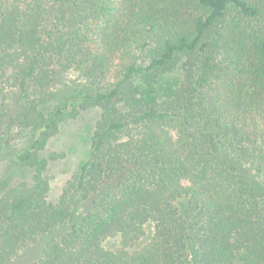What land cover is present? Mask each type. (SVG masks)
<instances>
[{"label": "trees", "instance_id": "obj_1", "mask_svg": "<svg viewBox=\"0 0 264 264\" xmlns=\"http://www.w3.org/2000/svg\"><path fill=\"white\" fill-rule=\"evenodd\" d=\"M91 108L52 201L43 152ZM2 158L30 178L0 183V264H264V0H0Z\"/></svg>", "mask_w": 264, "mask_h": 264}, {"label": "rangeland", "instance_id": "obj_2", "mask_svg": "<svg viewBox=\"0 0 264 264\" xmlns=\"http://www.w3.org/2000/svg\"><path fill=\"white\" fill-rule=\"evenodd\" d=\"M178 75L167 77L166 80H177ZM81 78L76 73H68L64 75L63 81L57 85L56 91L59 96L69 89L79 87ZM58 100L52 101L48 107L57 104ZM99 115V110L95 108L82 110L75 118H64L58 132L50 139L46 146L45 156L56 155L57 159L50 161L44 173L49 180L51 191L49 199L57 201L62 187L70 178L72 173L77 169L79 163L85 159L89 150L91 135L93 132L95 121ZM257 180L264 181V173H257ZM29 172L7 159H0V183L8 182L9 184H18L22 181L29 180ZM151 229H147V235L137 243L136 247L141 246L146 242ZM118 239L106 240L104 246L107 249L114 250L118 247Z\"/></svg>", "mask_w": 264, "mask_h": 264}]
</instances>
